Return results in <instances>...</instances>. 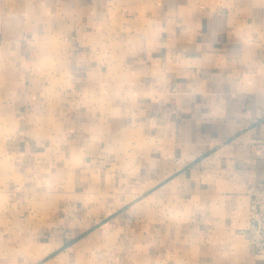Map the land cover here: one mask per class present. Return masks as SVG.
I'll list each match as a JSON object with an SVG mask.
<instances>
[{"label":"crops","instance_id":"crops-1","mask_svg":"<svg viewBox=\"0 0 264 264\" xmlns=\"http://www.w3.org/2000/svg\"><path fill=\"white\" fill-rule=\"evenodd\" d=\"M264 0H0V264H264Z\"/></svg>","mask_w":264,"mask_h":264},{"label":"built area","instance_id":"built-area-1","mask_svg":"<svg viewBox=\"0 0 264 264\" xmlns=\"http://www.w3.org/2000/svg\"><path fill=\"white\" fill-rule=\"evenodd\" d=\"M249 208L250 224L247 232L251 241L260 249H264V180L250 186Z\"/></svg>","mask_w":264,"mask_h":264}]
</instances>
